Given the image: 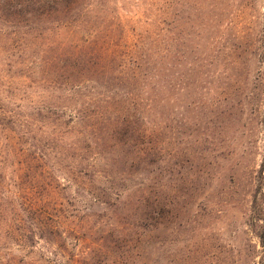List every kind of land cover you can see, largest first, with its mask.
Segmentation results:
<instances>
[{
    "label": "rangeland",
    "instance_id": "obj_1",
    "mask_svg": "<svg viewBox=\"0 0 264 264\" xmlns=\"http://www.w3.org/2000/svg\"><path fill=\"white\" fill-rule=\"evenodd\" d=\"M110 2L134 32L150 28L155 62L169 64L164 85L159 68L155 109L141 110L143 130L153 131L151 165H132L126 150L134 146L106 135L97 142L92 129L74 123V114L96 106L83 101L89 89L74 88L70 59L54 73L15 70L13 41L0 31V105L36 114L46 128L34 121L32 129L51 154L39 170L26 168L0 127V197L11 204L15 235L0 232V264H264V212L259 223L253 205L264 158V0H167L164 15L163 0ZM160 17L168 21L163 33ZM47 38L43 49L63 46L71 56L86 46L74 26ZM37 136L26 137L30 150ZM86 158L96 161L95 178L81 165ZM36 201L41 210L30 208ZM39 220L62 237L28 247L19 235Z\"/></svg>",
    "mask_w": 264,
    "mask_h": 264
},
{
    "label": "trees",
    "instance_id": "obj_2",
    "mask_svg": "<svg viewBox=\"0 0 264 264\" xmlns=\"http://www.w3.org/2000/svg\"><path fill=\"white\" fill-rule=\"evenodd\" d=\"M151 1L150 5L155 7L160 0ZM163 1L166 3L163 7L165 9L159 11L163 13L162 15L167 13L168 9L167 0ZM111 5L110 0H0V31H4L2 35L6 34L10 41H13L11 51L18 55L15 70L23 65L25 70L27 68L31 73L36 68L42 74L48 70L54 73L57 72L59 64L70 59L74 66V88L80 91L89 89V95H86L83 101L96 106L91 114L85 115L83 112L74 114V123L92 129L93 138L97 142L104 141L106 135L110 140L105 141L119 142L124 149L127 146H134L133 152L126 150V153L132 154L129 156L131 164L150 166L149 159L155 153L152 144L153 131L148 134L143 130L148 119L143 116L144 112L141 110L151 112L155 109L159 89L156 80L159 68L164 85L163 81L166 83V80L163 77L168 71L169 64L166 58L158 64L155 62L156 40H153L150 28L147 26L148 28L141 33L134 32L129 24L130 20L127 18L125 20ZM149 21L148 25L153 28V20ZM156 22L160 25L161 32H165V26H168L167 19L160 17ZM4 25L13 29L12 32L5 31L2 28ZM71 26H74V38L78 43L80 41L86 43L85 47L74 46L73 56L67 54L66 47L63 46L58 47V52H53L52 48L43 49L45 48L43 44L48 41L47 36L51 35L52 31L65 32ZM83 31L90 32L87 38L91 37V40L81 38ZM150 36L153 41L148 46L146 41ZM50 53L52 55H49ZM242 55L245 58L241 64L248 63L247 50L243 49ZM241 57L238 59L241 60ZM200 64L201 61H198V65ZM145 89H149V92L143 91ZM1 102L0 127L8 133L7 141L12 145L11 152L26 168L39 170L49 160L51 154L48 147L42 145L44 140L34 133L32 126L35 124L34 121L42 123L40 126L35 124L39 129L45 125L41 120L35 119L36 114L27 115L20 106L16 105L10 109L4 100L1 99ZM95 102L104 103L107 107L99 106ZM40 110L42 109L37 108L39 114ZM26 129L29 132L27 136ZM29 134L37 136L40 140L36 143L42 146L38 144L30 150L26 145V137H29ZM51 142L54 143L53 140ZM86 159V163L81 165L93 173L95 178L98 176L95 172L96 161ZM111 183L110 181L109 191H115L114 195L119 196ZM40 189L34 188L33 195L39 196ZM138 191L143 193L142 189ZM151 192L149 191V197ZM263 198L264 158L258 171L253 202L256 221L259 223L262 222L260 217L264 212ZM39 205L41 203L36 201L30 208L41 210ZM154 210L152 204L147 208L150 213ZM10 214L9 200L0 197V232L6 230V238L15 240L14 232L11 230ZM42 225L41 220L35 221L29 236L19 235L28 247H34V244H37L36 240L55 241L59 236L62 237L52 225H44L43 228ZM262 230L260 239L264 247L263 227Z\"/></svg>",
    "mask_w": 264,
    "mask_h": 264
}]
</instances>
